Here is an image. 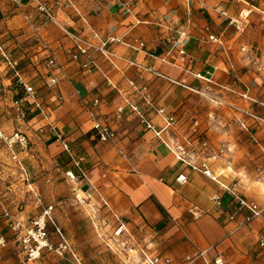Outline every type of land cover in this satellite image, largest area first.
<instances>
[{
	"label": "crops",
	"instance_id": "1",
	"mask_svg": "<svg viewBox=\"0 0 264 264\" xmlns=\"http://www.w3.org/2000/svg\"><path fill=\"white\" fill-rule=\"evenodd\" d=\"M74 1L101 37L123 40L109 43L113 55L105 57L92 48L76 60L71 58L73 41L67 32L92 40L87 23L72 9L54 7V20L40 22V37L35 39L21 14L0 0L1 41L19 59L22 77L47 107L46 115L32 111L22 119L14 103L20 89L10 76L0 73V129L7 136L20 131L29 138L27 151L15 148L31 181L26 180L24 191L15 189L26 181L0 140V235L8 239L0 249V264H25L13 239L12 219L31 218L50 204V240H69L79 262L45 253L39 264H119L94 228L97 220L103 223L101 231L107 230L104 221L109 209L125 219L151 252L172 259L191 255L196 248L206 249L211 259L221 256L227 264L260 257L264 211L248 224L240 225V217L229 220L214 203V194L220 192L216 181L184 167L134 114L115 115L125 105V97L139 102L130 80L139 87L146 85L154 107L165 108L176 119L173 129L164 130L161 137H188L196 147L199 140L192 127L197 119L199 138L209 144L207 162L212 171L223 169L220 181L236 183L243 195L264 208V122L257 119L264 116V0ZM125 4L129 5L126 13ZM223 7L229 16L242 20V31L232 30L227 19L219 16ZM33 18L39 22V15ZM178 25L188 31L185 54L173 51L163 62L160 57ZM211 34L219 41L209 40ZM135 41L144 47L136 49ZM50 52L56 56V67L36 62ZM86 62L91 63L89 70L82 68ZM254 63L260 64V70ZM50 77H56L57 84L49 88L45 81ZM97 98L99 104L92 105ZM145 112L157 127H163L154 108ZM95 118L115 130V143L99 140L92 128ZM57 135L86 156L87 177L97 189L89 207L73 199L76 185L65 177L70 162ZM183 170L189 180L178 185L174 179ZM194 205L203 212L198 218L190 211Z\"/></svg>",
	"mask_w": 264,
	"mask_h": 264
},
{
	"label": "built area",
	"instance_id": "2",
	"mask_svg": "<svg viewBox=\"0 0 264 264\" xmlns=\"http://www.w3.org/2000/svg\"><path fill=\"white\" fill-rule=\"evenodd\" d=\"M13 9H15L19 14H21L25 23L31 27L34 34V38L38 39L40 22L47 20H54V7H64L72 9L83 21L87 23L85 17L78 10L74 0H5ZM129 11V5L125 4L123 12ZM264 14V10L262 11ZM33 14L39 15V22L33 18ZM219 16L223 19H227L228 24L234 25L236 31L243 30L242 20H238L235 17L229 16L225 9H220L218 11ZM191 14L187 10V15L185 23L188 25L190 23ZM87 26H90L87 23ZM91 39H87L77 34L69 33L73 46L71 47V58L76 60L81 55L88 53L90 49H96L102 53L105 57L113 52L108 48L109 43L123 42V40L114 35H109L106 37H101L99 33L90 28ZM172 37L167 41L165 45L164 54L160 57L163 62H167L170 54L175 51L178 55L185 54V45L188 41V31L184 26H175L172 30ZM209 40L219 41V37L211 34L208 36ZM96 40L97 42H93ZM136 43V41H135ZM133 46L136 49L143 48L144 43L138 42ZM241 50L248 51L247 47L242 46ZM36 62L39 64L43 62L46 66L54 68L57 66V59L54 53L50 52L45 57L36 58ZM257 70H260V64L254 63ZM83 69L89 70L91 68V63L86 62L82 64ZM5 72L6 75L10 76L14 81L16 86L20 89L18 97L15 99L16 109L20 114L22 119H25L27 115L36 111L37 114H47V107L42 100L37 97V92L35 88L29 84L20 72L19 59L15 56L14 52L8 50L5 44L0 38V73ZM158 76L166 77L165 75L154 72ZM195 76L200 77L199 74ZM210 81V77L207 78ZM57 84L56 77H50L45 81L47 87H52ZM129 85L134 90V93L139 96V102L134 99H128L125 97L124 106L118 107L116 111V118L122 117L125 112H130L136 116L140 123L144 125L146 130L151 131L155 136L160 138V140L165 144V146L173 153L174 157L182 164L184 167H188L191 171L200 172L206 177L219 184L220 192H217L213 196L214 203L217 207L224 209L228 214L229 220H236L241 218L239 224H248L254 219L260 218L264 211V208L259 205L256 201L243 195L237 188L236 183H225L220 181V177L223 176L224 170L219 169L218 171H212L207 162V153L209 150L208 141L204 138L200 139L201 133L198 130V120H193L192 135H196L198 138V145L193 147L192 143L189 141L188 137L184 139H178L173 137L170 140L163 139L161 133L166 129H173L176 124V119L174 115L166 112L163 107H154V99L152 94L148 91L146 85L136 86L135 83L130 80ZM246 97L245 95H243ZM99 104V99H93L92 105ZM146 108H154L157 115H159L164 121L163 127H157L151 119L146 115ZM257 119H261L264 122V116ZM42 126L39 130L42 131ZM92 128L96 131L98 138L103 142H116V132L108 124L107 121H101L98 118L94 119ZM0 140L6 144V148L9 150V157L14 161L21 173L24 175L25 180H29L26 170L23 166L22 158L19 156V152L27 151L30 145L29 138L20 131H14L11 135H4L3 131L0 129ZM56 140L60 141L63 150L67 153L69 157L70 167L64 172L65 177L75 183L73 189V199L77 205L82 207H89L91 201L93 200L94 193H96V186L87 177V167H86V156L82 153H77L71 147V145L63 140L60 135L56 136ZM15 146H18L19 152L16 151ZM122 153V152H121ZM204 156V157H203ZM189 180L188 175L185 171H181L174 179L178 185ZM228 195V199L224 200V195ZM103 205L107 206V201L100 197ZM52 210L53 205L45 206L38 215L33 216L28 219L13 218L11 224V230L13 233V239L18 247L19 253H21L25 258V264H39L36 263L40 260L45 253H52L53 255L65 259L69 255L75 262H79L78 255L70 243L62 237L58 243H53L49 237L48 224L52 222ZM193 216L195 218L200 217L203 212L200 211L195 205L190 208ZM89 213H93L91 210ZM104 226H108L107 230L103 233L101 231V224L99 221L95 220L94 228L99 237H102L105 241V246L116 254L118 257L126 264H172L173 259L166 255H160L157 252H151L150 249L138 239L135 231H133L125 221V219L117 212L108 210L106 214ZM55 231L61 234L58 227L55 226ZM99 231V233H98ZM110 233V234H109ZM8 239L4 235H0V249L6 247ZM259 246L264 248V230L259 234L258 238ZM201 260L203 264H226L221 256H217L213 259L209 258L206 249L196 248L191 255L184 257V261L189 264Z\"/></svg>",
	"mask_w": 264,
	"mask_h": 264
},
{
	"label": "rangeland",
	"instance_id": "3",
	"mask_svg": "<svg viewBox=\"0 0 264 264\" xmlns=\"http://www.w3.org/2000/svg\"><path fill=\"white\" fill-rule=\"evenodd\" d=\"M223 9H225L226 11L228 10L226 7H223ZM243 13H245V12H243ZM230 27H232V30H235L236 31V28L234 27V25H230ZM13 163H14V168H16L18 171H20L21 172V170L19 169V167L17 166V164L13 161ZM26 181V180H25ZM30 181V180H29ZM31 182V181H30ZM27 184H29V183H27V181H26V184H17V186H15V189L17 190V189H19V190H21V191H24L23 189H26V187H27ZM28 188V187H27ZM31 191V190H30ZM18 192V191H17ZM40 213V212H39ZM38 213V214H39ZM38 214H36V215H38ZM35 215V216H36ZM49 225V224H48ZM51 228V226H48V230H49V237H50V229ZM183 240H186V238L184 237L183 238ZM68 242H69V240H67ZM140 241V240H139ZM59 242V241H58ZM58 242H53V243H58ZM141 243H143V244H145L143 241H140ZM70 243V242H69ZM259 244V243H258ZM70 245L73 247V249H74V246L70 243ZM146 246H147V244H145ZM108 249V248H107ZM75 250V249H74ZM109 250V249H108ZM107 250V251H108ZM261 250H262V248H261ZM109 253H111V255L116 259V261L119 263V264H126L123 260H122V258H120V257H118L116 254H114L112 251H108ZM157 253L158 254H160V255H163L162 253H160V252H158L157 251ZM70 256V255H69ZM68 256V257H69ZM71 257V256H70ZM249 259V258H248ZM73 260V259H72ZM172 263H174V264H187L185 261H184V258H180V259H177V258H173V262ZM240 264H264V251H263V253H262V255H260V257H258V258H254L252 261H250L249 262V260H246L245 258L244 259H240V262H239ZM189 264H200V263H198V262H193V263H189ZM227 264V263H226ZM230 264V263H229Z\"/></svg>",
	"mask_w": 264,
	"mask_h": 264
},
{
	"label": "trees",
	"instance_id": "4",
	"mask_svg": "<svg viewBox=\"0 0 264 264\" xmlns=\"http://www.w3.org/2000/svg\"><path fill=\"white\" fill-rule=\"evenodd\" d=\"M160 225L162 226V224H159V223L157 224V226H160Z\"/></svg>",
	"mask_w": 264,
	"mask_h": 264
}]
</instances>
